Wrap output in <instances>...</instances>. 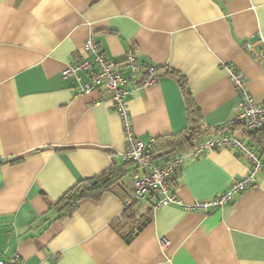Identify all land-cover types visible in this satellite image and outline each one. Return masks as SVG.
Wrapping results in <instances>:
<instances>
[{
    "label": "crops",
    "instance_id": "obj_1",
    "mask_svg": "<svg viewBox=\"0 0 264 264\" xmlns=\"http://www.w3.org/2000/svg\"><path fill=\"white\" fill-rule=\"evenodd\" d=\"M89 36L123 77L131 72L130 52L137 66L183 75L206 131L236 114L229 66L243 73L256 102L264 94V69L245 47L264 49V0H0V260L264 264V129L226 130L262 162L254 185L232 202L206 212L189 208L248 171L244 158L214 151L184 156L172 182L181 204L154 207L156 199L146 193L124 211L133 194V166L123 158L122 119L106 92L79 93L74 79L61 78L64 67L82 58ZM80 77L81 84L91 79L86 72ZM130 88L132 131L147 147L187 127L174 76L164 73L147 88ZM122 165L121 187L57 217L55 203L78 180Z\"/></svg>",
    "mask_w": 264,
    "mask_h": 264
},
{
    "label": "built area",
    "instance_id": "obj_2",
    "mask_svg": "<svg viewBox=\"0 0 264 264\" xmlns=\"http://www.w3.org/2000/svg\"><path fill=\"white\" fill-rule=\"evenodd\" d=\"M249 56L262 65L264 69V49L255 50L249 42L245 43ZM82 58L68 64L61 71L62 79H74L79 93H88L92 90H103L109 95L113 109L120 115L124 127L126 148L123 153L125 161L130 162L133 171L130 175V185L133 190L131 200H142L146 193H150L156 200L154 207H160L169 203L181 204L174 192L173 179L180 171L185 155L200 157L214 151H232L235 155L244 158L248 164L247 173L233 180L228 188L207 200L194 201L189 206L192 210L206 212L209 209L220 208L232 202L243 191L251 188L256 179V174L262 169V162L257 153L234 134L227 133L230 127L240 126L247 132L264 129V94L260 101L256 102L246 89L242 72L229 66L230 80L238 95L236 114L223 127L202 141H194L190 150L184 154L173 155L164 164H158L146 158L147 145L132 131L131 120L127 110V100L133 88H147L159 78L154 73V67L145 64L137 66L135 58L130 52L126 63L130 67V75L123 77L114 61L107 58L92 36H89L83 44ZM137 71L141 76L137 77ZM89 73L91 79L88 83L81 84L80 73ZM129 201L126 202V205ZM0 264H27L18 255L0 260Z\"/></svg>",
    "mask_w": 264,
    "mask_h": 264
},
{
    "label": "trees",
    "instance_id": "obj_3",
    "mask_svg": "<svg viewBox=\"0 0 264 264\" xmlns=\"http://www.w3.org/2000/svg\"><path fill=\"white\" fill-rule=\"evenodd\" d=\"M154 73L158 77L164 73L170 74L177 79L186 103L188 125L183 131L175 135L157 138L154 143L150 145V154L146 156V158L151 160H156L158 158L167 159L170 155L175 153L184 154L190 150L192 143L201 135L207 133V136H209L215 133L218 129L216 128L206 131L202 127L200 109L196 105L186 78L183 75H180L173 70L163 71L161 68H154ZM236 127L238 126H234V128ZM17 161L19 160L13 159L11 162L13 163ZM125 172L124 165H122L110 168L92 178L78 180L72 187L65 191L55 203L54 207L58 213L57 217L63 218L70 216L84 199L98 200L103 194L116 191L117 188L122 186ZM129 198V200H127L128 198L124 200V211L132 209L135 204V201L131 200L132 197ZM127 201H129V204L126 205ZM132 211L133 212L129 215L130 217L135 213V210ZM143 224L144 223L141 222L136 228H141ZM126 239H129V237Z\"/></svg>",
    "mask_w": 264,
    "mask_h": 264
},
{
    "label": "water",
    "instance_id": "obj_4",
    "mask_svg": "<svg viewBox=\"0 0 264 264\" xmlns=\"http://www.w3.org/2000/svg\"><path fill=\"white\" fill-rule=\"evenodd\" d=\"M149 154H150V148L147 147L146 152H145V155L148 156Z\"/></svg>",
    "mask_w": 264,
    "mask_h": 264
}]
</instances>
